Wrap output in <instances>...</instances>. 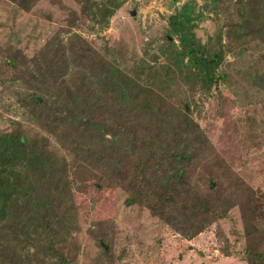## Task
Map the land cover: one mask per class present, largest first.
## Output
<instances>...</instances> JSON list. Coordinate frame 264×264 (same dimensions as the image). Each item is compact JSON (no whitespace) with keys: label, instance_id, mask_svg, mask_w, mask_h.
I'll use <instances>...</instances> for the list:
<instances>
[{"label":"trees","instance_id":"obj_1","mask_svg":"<svg viewBox=\"0 0 264 264\" xmlns=\"http://www.w3.org/2000/svg\"><path fill=\"white\" fill-rule=\"evenodd\" d=\"M5 1L28 12L39 0ZM171 1L163 40L188 62L206 91L218 90L226 79L227 55L247 50L253 67L264 62V0H202L200 5L188 0L179 7V0ZM79 2L81 13L70 11L69 28L85 24V18L93 25L107 22L121 5V0ZM205 16H212L215 26L203 37L198 31ZM65 33V40L54 35L29 58L20 51L0 54V84H18V107L49 136L20 130L0 134V264H75L78 246L71 235L79 227L70 175L79 164L124 191L126 206L146 208L185 239L231 220L229 209L237 207L242 226H232L234 243L222 252L231 255L241 241V260L264 264V229L251 227L262 211L263 191L233 173L186 107L169 104L79 33ZM134 68L142 70V63ZM251 79L264 89V71ZM197 161L207 175L201 190H193L188 180ZM223 183L232 196H225ZM99 242L104 262L111 264L110 248Z\"/></svg>","mask_w":264,"mask_h":264},{"label":"rangeland","instance_id":"obj_2","mask_svg":"<svg viewBox=\"0 0 264 264\" xmlns=\"http://www.w3.org/2000/svg\"><path fill=\"white\" fill-rule=\"evenodd\" d=\"M79 1L39 0L30 11L23 12L0 0V54L20 51L29 58L52 36L60 34L65 40L68 29L79 33L106 59L160 92L169 104L186 107L233 173L264 193V89L253 86L251 79L255 72L264 71V62L253 67L247 50L239 56L227 55L226 79L218 90L206 91L188 62L163 40L165 18L172 12L171 0H121L107 22L93 25L85 18V24L69 28L70 11L81 13ZM184 1L188 0H179L176 7ZM211 17L205 16L199 35L213 33ZM139 63L142 70L134 68ZM2 72L9 77L7 69ZM18 90V84L10 80L5 86L0 84V134L20 130L27 136L40 132L48 138L18 107L14 97ZM53 149L58 150L54 142ZM70 177L79 227L71 235L78 246L75 264H107L101 256L100 240L113 254L111 264H245L241 241L232 247L231 255L222 252L227 243H234L232 226L241 229L237 207L229 209L231 220L212 223L185 239L146 208L126 206V193L88 166L77 165ZM206 177L200 161L188 171L193 190L203 189ZM91 184L100 188L94 189ZM222 186L225 196H232L229 185ZM261 206L262 211L251 221L254 231L264 229V199Z\"/></svg>","mask_w":264,"mask_h":264},{"label":"water","instance_id":"obj_3","mask_svg":"<svg viewBox=\"0 0 264 264\" xmlns=\"http://www.w3.org/2000/svg\"><path fill=\"white\" fill-rule=\"evenodd\" d=\"M131 15H132V16L135 15V12H132ZM170 40H171V39H170Z\"/></svg>","mask_w":264,"mask_h":264}]
</instances>
